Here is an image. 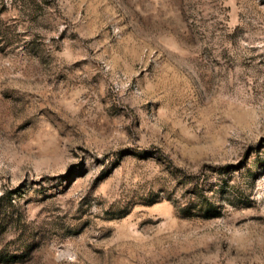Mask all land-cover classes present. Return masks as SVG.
Masks as SVG:
<instances>
[{
  "label": "rangeland",
  "instance_id": "374dc122",
  "mask_svg": "<svg viewBox=\"0 0 264 264\" xmlns=\"http://www.w3.org/2000/svg\"><path fill=\"white\" fill-rule=\"evenodd\" d=\"M0 264H264V0H0Z\"/></svg>",
  "mask_w": 264,
  "mask_h": 264
},
{
  "label": "trees",
  "instance_id": "16d2710c",
  "mask_svg": "<svg viewBox=\"0 0 264 264\" xmlns=\"http://www.w3.org/2000/svg\"><path fill=\"white\" fill-rule=\"evenodd\" d=\"M207 209L205 210L206 212H208L209 210H208V207H206ZM208 214V213H207Z\"/></svg>",
  "mask_w": 264,
  "mask_h": 264
}]
</instances>
